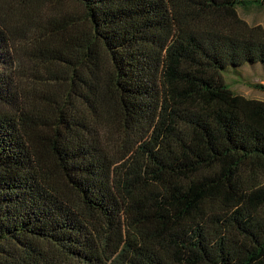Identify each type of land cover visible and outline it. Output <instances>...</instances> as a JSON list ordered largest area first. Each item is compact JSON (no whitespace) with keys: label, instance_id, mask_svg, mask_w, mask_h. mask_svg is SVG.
<instances>
[{"label":"trees","instance_id":"1","mask_svg":"<svg viewBox=\"0 0 264 264\" xmlns=\"http://www.w3.org/2000/svg\"><path fill=\"white\" fill-rule=\"evenodd\" d=\"M56 1L0 0V264H264V0Z\"/></svg>","mask_w":264,"mask_h":264},{"label":"rangeland","instance_id":"2","mask_svg":"<svg viewBox=\"0 0 264 264\" xmlns=\"http://www.w3.org/2000/svg\"><path fill=\"white\" fill-rule=\"evenodd\" d=\"M47 9L49 14L57 16L62 14L64 10L73 11L77 15L83 13L82 5L77 0H57ZM236 11L247 23L261 24L264 26V4L249 3L246 5H237ZM23 63L25 68L32 65L37 67L43 76L46 75L42 68L44 66L38 65L39 61L34 65L30 60L24 59ZM222 72L227 84L236 93L264 100V89L253 84V82H264V62H246L245 68L238 69L232 67Z\"/></svg>","mask_w":264,"mask_h":264}]
</instances>
